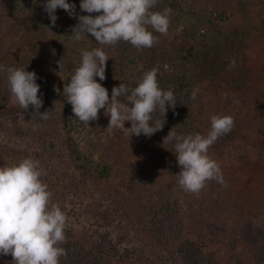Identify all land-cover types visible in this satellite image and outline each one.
<instances>
[{
  "label": "trees",
  "instance_id": "16d2710c",
  "mask_svg": "<svg viewBox=\"0 0 264 264\" xmlns=\"http://www.w3.org/2000/svg\"><path fill=\"white\" fill-rule=\"evenodd\" d=\"M165 7L173 10L167 35L182 34L174 43H181L183 72L177 73L172 89L183 109L170 108L161 131L150 138L109 132V117L101 109L92 122L103 133L109 155L102 150L100 161L89 167L66 114L40 120L34 129L44 134L48 126L45 131L53 140L49 145L58 152L53 159L45 156L40 136L29 135L38 143L33 148L23 141L26 134L17 133L13 141L6 130L0 131V166L34 157L46 172L42 181L52 194L59 193L52 203L62 200L68 207L82 197L86 207L92 196L102 193L111 205L128 210L117 217L127 231L121 237H131L124 243L121 238L118 245L110 234L105 241L87 235L84 216L68 220L66 240L59 245L67 255L59 264H264V0H159L153 10ZM76 10L82 13L80 7ZM37 21L31 0H0V55L15 51L20 57L29 50ZM231 58L235 66H230ZM197 88V98L190 99ZM27 111L14 101L6 72L0 73V116L20 125ZM213 114L234 117L233 129L209 149L227 186L212 180L199 194L186 192L177 182L180 169L173 144L166 149L162 138L175 125L178 133L206 134ZM130 126L126 121L125 127ZM127 141L141 142L156 154L155 180L148 188H134L128 170L115 163L116 149ZM11 262L12 256L0 255V264Z\"/></svg>",
  "mask_w": 264,
  "mask_h": 264
},
{
  "label": "clouds",
  "instance_id": "9594fccd",
  "mask_svg": "<svg viewBox=\"0 0 264 264\" xmlns=\"http://www.w3.org/2000/svg\"><path fill=\"white\" fill-rule=\"evenodd\" d=\"M159 0H80V15L76 5L68 0H46L42 5L53 26L58 19L56 10L63 9L77 19L72 26L71 38L80 41L91 34L100 45L114 46L119 42L135 49L152 48L159 42L155 33L167 35L173 10H156ZM109 56L101 47L82 50L78 67L64 84L54 91L63 95L72 106L75 118L84 125L99 119L100 110L109 117L107 129H117L130 138H150L161 131L169 108L175 109L176 95L172 88L164 90L158 82V69L145 71L136 81L120 82L108 89L98 82L106 79ZM60 70L61 61L58 62ZM235 66V58L229 60ZM7 74V82L14 101L24 111L31 106L34 114L49 119V110L40 112L43 99L38 95L40 85L36 72L26 67L0 65V73ZM199 89L190 93L195 100ZM159 113L158 118L156 114ZM130 127H125V122ZM206 134L178 133L176 125L162 138V145L173 144L179 172L178 185L186 192L199 194L208 181L215 180L227 186L221 165L209 154L210 147L234 127V117L213 114ZM46 172L32 156L18 163L0 166V255H11V264H59L67 252L59 245L66 240L68 217L59 204L52 203V193L41 179Z\"/></svg>",
  "mask_w": 264,
  "mask_h": 264
},
{
  "label": "rangeland",
  "instance_id": "374dc122",
  "mask_svg": "<svg viewBox=\"0 0 264 264\" xmlns=\"http://www.w3.org/2000/svg\"><path fill=\"white\" fill-rule=\"evenodd\" d=\"M68 2L75 4L76 8L80 7V0H68ZM44 3H46V0H31L33 15L40 24L33 27L35 32L34 38L29 45L30 49L27 51L25 50L20 57L15 54V51H11L10 53L9 51L6 52L4 54L5 57L0 55V65L6 67H26V70H34L36 72L38 76L37 83L40 85L38 95L43 99L40 112L43 113L45 110L50 109V119L52 117L63 119L65 114L68 115L66 118H70L71 121V135L77 142L84 157L88 160V167L93 166L100 161L102 150H107L109 155V145H107L106 141L101 139V134L103 133H100V130L98 131L92 121L89 122V125H84L75 118L72 112V106L67 103L63 95L54 91V86L59 87L60 93H63L64 84L68 83L71 74L79 65L81 51L101 47L110 58L106 62V79L103 81H99V77H96V79L108 89L109 96H111L113 86H119L120 82H131L133 86H136L137 79L142 77L145 71L153 67L158 69L157 78L161 88L168 90L173 87V81L177 78V73L183 72V69H179L182 65L181 60L183 59V55L179 53L181 43H174L176 39H180L182 34L176 33L174 34V38H172L171 36L173 34L160 35L155 33L159 38V42L152 48L139 51L125 42H119L114 46L100 45L91 34L84 36L80 41H75L70 36L72 34V26L75 25L74 21L77 22V20L73 19L76 18L69 16L66 11L58 8L56 10L58 19L56 20L55 26H53L42 7ZM79 14L85 15L86 13L79 12ZM185 29L186 24L183 25V30ZM2 31H0V34H3ZM5 58L6 60L3 61ZM59 61H61L62 65L61 70L58 63ZM177 102L176 107H179V110L183 109V104L179 99H177ZM169 109L167 112H169ZM40 120L44 119L34 114V109L29 106L28 111L21 119L20 125L16 122L10 123L4 116H0V131L6 130L8 139L13 141L17 133L18 136L26 134L23 141L26 139L27 141L25 140V142L29 144L28 146L33 148H35L38 143H35L32 137L29 139V135L40 136V143L44 144V149L47 151V153L45 152V156H47L48 159H53L54 153L58 156V152L55 146L52 148L49 145V142H53V140L51 133H46L47 131H45L48 129V126L45 127L46 129L44 128V134L34 130L38 127L37 125ZM180 120L184 121V116L181 117ZM29 131H31V133ZM11 132H13L12 138L10 135ZM32 141L33 143H31ZM127 142L116 149L114 153L116 157L115 163L119 169L123 171L128 170L134 188H148L155 180L154 172L158 166V160L155 157L156 154L152 153L150 149L145 150V146L140 145L141 142L138 144H134L130 141ZM149 147L152 148V145L149 144ZM40 152L41 150H39V156H41ZM121 170L119 171L120 174L123 172ZM53 192L52 198L57 197L59 193ZM94 196L95 199L92 196L91 200L87 202L88 204L86 207L82 206V197H78L79 199L76 205L75 203H71L68 207L63 204L62 200L57 203L64 209L66 215H68V220L75 222L78 220L75 216L79 214L86 218L89 227L87 235L90 234L93 238L105 241L109 240L110 234L112 242L115 245L119 244L121 238L123 240L122 243L129 240L131 236L121 237L120 234L125 235L127 231L124 225L118 222L117 217L118 214H121L120 212H122V210H128L123 207L111 205V201L103 199L105 195L103 196L102 193H98ZM53 203H55V201H53ZM67 209H69L68 213L66 212ZM141 247L142 249L146 248L144 244ZM151 252L153 254L157 253L155 251ZM151 259L154 260L155 258ZM8 261L9 259L6 260V263H8Z\"/></svg>",
  "mask_w": 264,
  "mask_h": 264
}]
</instances>
